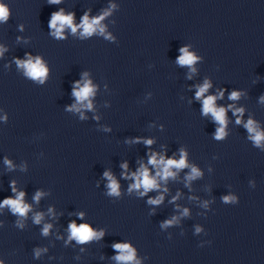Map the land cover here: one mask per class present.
<instances>
[{
	"label": "clouds",
	"instance_id": "obj_1",
	"mask_svg": "<svg viewBox=\"0 0 264 264\" xmlns=\"http://www.w3.org/2000/svg\"><path fill=\"white\" fill-rule=\"evenodd\" d=\"M51 3H60V0H50ZM73 15L74 14H63V10L61 9L58 12L52 13L51 19L49 21V28L55 29L54 33H52L56 38H63V30L65 26L69 27L73 33L77 31V27L82 29V36H90L95 31L96 25L99 24L100 20L103 19V16L99 18H93L91 21H89V18L87 14H85L82 17L81 24L79 26H75L73 24ZM104 15H108V13H104ZM8 16L7 10L0 6V20L6 19ZM101 32H103V28L100 29ZM182 55L178 57V64L180 65H188L191 66L194 64L195 60L197 59L194 55L190 54L187 50V48H181L180 49ZM2 52V50H0ZM18 66H21L25 69V74L29 76L32 79H40L41 83H43V78L46 75V69L41 63L40 57L35 58V62L32 61L31 58H29L26 61H19L17 60ZM194 71V69H193ZM210 87V84L208 81H205L203 86L199 88V90L196 92V98L199 100L204 93L208 91ZM93 92L92 87L90 86V82H87L82 88H79L77 90L76 88H73V95L77 98L78 101H84L86 100ZM223 96V93L220 94ZM239 96L238 92H232L230 95V99H237ZM261 99H264L262 97ZM215 96H208L203 100V114L211 113L215 122H217L220 127L216 129L215 138L217 140L224 138L225 131L224 127L226 125V119H225V109L224 108H217L215 106ZM88 108H91V103L89 102L87 105ZM242 111V110H238ZM237 123H240L239 119L237 120ZM245 127L248 129V131L254 132L255 129L253 127V122L249 120V122L245 125ZM255 143L257 146L260 145L261 141L264 140V134L257 133L253 137ZM137 143L141 142L139 138L136 139ZM143 143L145 145L150 146L153 141L152 140H144ZM186 153L181 150V158L179 160L175 159H167L165 160L164 156H160L159 159H157V154L153 153L149 159L148 164L156 167L159 169L156 173V176L159 177L161 180H167L169 177H174L175 173L172 171L173 168L179 170L182 168H185L187 166L186 164ZM5 163L10 164L9 161H5ZM122 168L127 169L128 165L125 162L121 165ZM104 177L107 178L108 184V195L111 196H119L120 195V185L117 182V180L113 177V175L109 171H105L103 173ZM200 172L195 167L192 168L191 175L188 177L189 180L195 178L196 176H199ZM132 178L134 179V183L130 185L128 191L131 192L132 190L139 191L141 188L143 191L140 192L141 196L146 195L149 191L158 189L159 185L156 182V178L150 176L149 170L147 167H145L143 164L140 166V168L131 174ZM14 183V182H13ZM167 189H165L166 191ZM13 192H15V188L12 189ZM25 193L20 192L16 195L15 199L12 198H5L2 202H0V208H4L7 206L11 212L14 215H18L20 217H24L29 210V206L26 205L23 202ZM42 195L41 192H37L35 199L39 200L40 196ZM164 197L163 195H160L156 197L155 199L149 198L148 203L152 205H159L163 201ZM175 199V198H174ZM233 197H224L225 201L232 200ZM51 212V209H49ZM185 215L187 214V210L185 209ZM83 213L80 214V217L82 218ZM42 214H37L34 217V222L36 224H39L42 219ZM175 218L173 220L166 221L165 224H172L174 222ZM22 226V225H21ZM51 228L50 224H45L43 228V234L47 235L49 232V229ZM68 231H69V240H75L77 243H86L92 239H99L103 237L104 233L103 231L95 232L93 231L88 225L81 224L77 226V224L73 221L68 225ZM199 231V229H197ZM113 248L118 250L121 254L117 255L115 259L117 261H132L134 259V252L129 247L128 244H121L116 243L113 245ZM127 253V254H124ZM37 256H39V251H37ZM2 264V262H0Z\"/></svg>",
	"mask_w": 264,
	"mask_h": 264
}]
</instances>
